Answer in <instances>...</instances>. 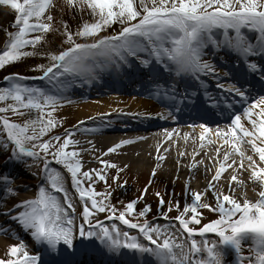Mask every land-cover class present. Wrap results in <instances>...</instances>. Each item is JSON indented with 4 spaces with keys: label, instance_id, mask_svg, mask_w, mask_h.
<instances>
[{
    "label": "snow or ice",
    "instance_id": "6c2138e0",
    "mask_svg": "<svg viewBox=\"0 0 264 264\" xmlns=\"http://www.w3.org/2000/svg\"><path fill=\"white\" fill-rule=\"evenodd\" d=\"M0 5L17 14L11 25L15 31L5 30L0 69L29 57L48 60L33 69L42 75L14 73L5 76L0 85V147L10 149V160L29 167H39L42 162L44 181L35 198L11 207L0 195V205L5 206L0 207V216L18 224L43 249L33 253L26 241L13 235L19 242L7 247L0 264H74L71 257L77 253V240L82 249H102L112 258L111 264H123L115 258L122 257L124 250L147 256L152 264H264V0H63L59 8L56 0H0ZM66 11L73 16L78 12L81 19L87 12L91 22L84 21L73 30L61 18V26L56 27V13ZM116 25L119 29L113 30ZM52 33L62 38L58 50L38 51L39 46L56 42L48 40ZM125 69L141 70L148 77L151 95L179 100L167 114L159 113L160 119L175 120L172 108L177 113L190 109L189 114L194 113L200 122L187 126L201 129V147L206 139L209 144L220 142L215 150L219 166L206 189L214 202H202L205 192L186 186L185 195L190 194L192 200L181 209L178 200L166 202L156 192L158 212L149 221L146 217L152 206L137 211V203L145 198L153 179L136 200L119 201L124 204L121 210L111 203L113 190L107 174V169L117 166L96 157L102 167L82 171L81 152L69 151L76 148L78 141L72 137L85 122L74 126L76 131L65 129L62 135H49L60 124L55 114L65 103L73 102L72 90ZM206 78L215 81L218 93L209 91ZM29 80L43 81L44 86H30ZM225 113L228 123L221 127L216 121L213 130L209 120L217 115L223 118ZM13 117L25 119L18 123ZM95 131L84 128L85 133ZM165 132L171 139L173 132ZM209 133L215 141L208 139ZM46 136L49 138L44 139ZM188 138L185 135L184 139ZM134 142L123 141L103 155ZM225 146L231 151L224 150L220 160ZM241 146L252 154L246 155ZM234 156L240 157L238 168L250 172V180L258 186V191L253 188L258 197L255 201L248 198L247 191H241L247 186L235 174L228 185L229 194L218 183L236 164ZM157 159L166 157L158 155ZM52 165L70 174L74 192ZM123 171L120 168L112 177L113 183ZM156 174L153 170L152 177ZM4 179L9 199L17 196L9 178ZM98 181L104 182V192L96 191ZM232 182L238 187L233 188ZM126 184L124 181L118 187ZM78 206L82 208L79 215ZM201 209L216 213L217 218L202 223ZM173 210L178 213L175 217L169 216ZM99 214H106V220L113 223L106 224ZM129 217L145 219L140 223ZM116 221L137 234L122 230ZM10 231L0 227V234ZM208 234L218 239L210 240ZM61 256L63 259L57 258Z\"/></svg>",
    "mask_w": 264,
    "mask_h": 264
},
{
    "label": "bare ground",
    "instance_id": "6f19581e",
    "mask_svg": "<svg viewBox=\"0 0 264 264\" xmlns=\"http://www.w3.org/2000/svg\"><path fill=\"white\" fill-rule=\"evenodd\" d=\"M101 78L94 81L90 86L85 85V88L90 89L91 86L95 85L101 88L103 83V78ZM105 91L107 90H102L103 93ZM114 92L119 95L111 94L107 99L100 98V100H89L87 97H90V92H86L85 94L78 92V95L71 97L72 103H65L64 107L61 108L64 113L63 115L70 122L73 121L70 130L76 131L74 126L78 125L80 121L85 122L80 130L76 131V135L72 137L73 140L78 141L76 148H69V151L76 150L81 152L84 164L82 171H89L100 166L101 162L96 157H100L103 161L115 164L116 166L123 163L133 164L137 173L141 174H144L150 166H154L161 173L173 175V179L183 184L184 188L188 186L192 191L205 192L202 202L205 200L210 203L214 202V198L211 197L206 189L209 181H211L212 176L215 174L216 168L219 166L216 163L217 155L215 150L220 142L209 144L206 139L204 147H201L199 139L201 129L187 126L189 123H197L199 118L194 113L190 115V109H188V112H186L187 109H184L179 113L175 111L177 113L175 120L171 118L166 120L160 119L158 114L162 113L163 108H168L170 106L169 103L171 105L172 103L179 104V100L172 101L163 96L157 98L151 95L150 90L145 87L138 92L143 96L142 98L140 96L139 98L127 97L123 95V92L116 89ZM211 93L213 94L212 91ZM95 95H98V93ZM147 96L151 98L148 99ZM180 107L183 108V105H180ZM167 112L163 113L167 114ZM217 116L209 120V126L213 130L217 127L216 121H219V126L221 127L225 123H228L224 122V118L220 119ZM113 122L121 124L116 126V128H109L107 125ZM84 128L96 129V131L94 133H85ZM165 130L173 132L171 139L167 138ZM185 135L189 137L187 140L184 139ZM208 139L215 141V137L211 133H209ZM123 141L135 142L124 144L115 153H110L107 156L103 155L109 148ZM157 149H159V152ZM165 149H168V151H165ZM224 150L231 151V149L225 146V149L221 151L220 160L223 158ZM241 150L245 151L246 155L252 154L244 146H241ZM181 152L186 153L184 156H181L184 160L178 156ZM196 153H199V155H196ZM158 155L164 156L166 159L158 160ZM255 158L258 160V157ZM233 159L236 160V164L222 175L218 183L223 186L225 193L229 194L228 185L231 182V176L235 174L247 186L245 189H241V191H247L248 198L254 201L258 197L253 188H256L258 191V186L254 185L250 180V172L238 168L240 157L234 156ZM228 163H231V160ZM206 169L211 170L206 171ZM232 186L233 188L238 187L234 182H232ZM15 187L18 195L12 199L0 193V195L4 196L7 207H11L13 204L25 199L35 198L37 194L34 190H28L29 188L25 183L16 184ZM235 195L239 198L240 191H237ZM186 201L189 202V199L182 200L183 205L180 203V206H184ZM0 207L5 206L0 205ZM0 227H3L5 230H11L10 234H0V256L5 254L9 245L19 242L12 238L13 235H19L24 241L37 249L38 252L43 251L42 248L34 244L18 224L7 216H0ZM77 246V253L73 256L74 263L98 264L99 258L102 255L108 257L102 249L85 250L79 247L80 243ZM134 256L141 259L138 260L139 263H134V260L130 261L131 257ZM120 259L117 261H122L125 264H152L151 258L147 256L141 257L140 254L125 250L124 255ZM106 263L110 264L111 260L106 261Z\"/></svg>",
    "mask_w": 264,
    "mask_h": 264
},
{
    "label": "rangeland",
    "instance_id": "374dc122",
    "mask_svg": "<svg viewBox=\"0 0 264 264\" xmlns=\"http://www.w3.org/2000/svg\"><path fill=\"white\" fill-rule=\"evenodd\" d=\"M57 7L59 8L63 4V0H56ZM16 13L13 14L12 10L10 7L0 5V48L3 47L4 42L6 40V31H15L14 28L11 27V25L15 21ZM74 17H78V20H76ZM63 18L65 21L69 22L73 28V30H76V28L82 24L84 21H89L91 22V18L87 14V12L84 13L83 19H81L80 14L77 12L75 16H73V13L71 11H66L65 13L61 14L59 12L56 13V27H60V20ZM75 19V20H74ZM71 21V22H70ZM119 25L114 26L113 30H118ZM55 39V43L52 44H43L39 46L38 51L42 52H48V51H56L59 48L60 45V40L62 39L58 33H52L48 36V40L52 41ZM31 50V49H28ZM48 60L41 58L40 56L37 57H29L21 60L20 62L16 63L15 65L11 66H6L4 69H0V85H3L4 83V77L18 73L22 76H27V77H36L42 75V72L40 71H34L38 65L40 64H47ZM137 69H125L122 72V74H127L131 75L134 74ZM118 77V73H106L103 76L105 78L107 76H115ZM101 76V77H103ZM214 81V80H213ZM215 82V81H214ZM27 83L30 86H35V87H43L44 82L39 81V80H29ZM209 83H207L208 86ZM77 91V92H76ZM79 93H86L90 92L91 95L90 97H87L89 100H100V98H105L107 99L111 94L109 93H99L98 95H95L97 93L96 89L94 87H90V89L85 88V85L83 87H78L75 88L70 92V96H76ZM117 93H113L115 95ZM119 95V94H117ZM123 95L130 97V98H139L141 95L134 93L133 91L126 92ZM168 110H166L167 112ZM64 113L62 112L61 109L58 110V112L55 114L56 119L60 121V124L52 130V132L49 134L50 136L53 135H62L65 132V129H69L71 125L73 124V121L70 122L69 119L63 115ZM15 122L18 123H23L24 117H13ZM228 122V120L226 121ZM121 123H110L107 125L109 128H115ZM49 137H45L44 139H48ZM10 156V149L9 150H4L2 147H0V193L4 194L6 197H8L7 192L5 191V184L7 183L5 181V177L9 178V181L11 182V187L16 190L15 185L19 183H25L28 186V190L35 191L36 193L38 192V188L40 186H43L44 181L42 180V171L41 169L43 168V163L41 162L39 167H29L25 165L24 163H18L15 160H10L11 166H13V169L10 168V162H9V157ZM179 158H181L180 155H178ZM184 160L183 158H181ZM172 160V159H171ZM176 160V159H175ZM174 160V161H175ZM180 161V159H179ZM29 164H31V160L29 159ZM53 167H56L58 170L62 172V174L65 176V186L69 188L70 192H74L73 189H71V178L70 174L66 172V170L62 169L61 166L58 165H52ZM102 165L97 166L93 169H100ZM120 168H123L124 171L119 173V181L117 183H113L112 177L116 176L118 170ZM153 170L156 171V176L155 178L152 177V172ZM159 169H155L154 166H150L147 171H145L144 174L137 173L135 167L133 164L129 163H123L122 165H118L116 168H111L107 169V174H108V184L111 185V188L113 190V195L111 198V203L116 205L119 209H123L124 204H126L129 201L136 200L141 191L148 186L149 180H153L154 182L152 185L149 187V191L145 198L143 200H139L137 203V211L142 210L146 205H151L152 206V213H150L146 219L149 221H153V215L157 214L158 212V199L155 195L156 192H160L161 195L165 198V201L167 202L169 199L176 201L178 200L182 204V200L184 199H189V203L192 200L191 195L189 194L186 196L185 195V188L183 184H180L179 181H175L173 179V175H168L166 173H161ZM231 174V173H230ZM20 177V178H17ZM124 181H127V184L125 185L124 188L118 187V184L124 183ZM85 187H87V184H85ZM96 191L98 192H104L105 191V184L103 181H98L94 185ZM227 194V193H225ZM14 198V197H12ZM11 198V199H12ZM76 199L78 200V195L76 196ZM256 200V199H255ZM254 200V201H255ZM119 201H123L124 204L119 203ZM183 205V204H182ZM167 203L165 204V210L167 209ZM181 209L183 206H180ZM82 208L80 206L77 207V215L81 212ZM203 214V220L202 223H207L212 220H215L217 218V214L214 212H211L207 209H201L200 210ZM178 213L173 210L171 213H169V216L175 217ZM106 214H99V219L105 221L106 224H111L113 221H107L106 220ZM129 219H133L132 217H129ZM145 218H140L139 221H136L133 219V222H140L143 223V220ZM163 223V221H160ZM117 225L122 229V230H128L131 234H137L135 230H129L126 229L125 226L120 225L119 221H116ZM186 235V234H185ZM208 238L211 239H218L215 237L214 234H208ZM199 239V238H198ZM79 241V240H78ZM77 243V241H76ZM30 245V244H29ZM30 251L34 250L33 253L37 252V249L33 248L32 245H30ZM247 248V247H246ZM247 251V250H245ZM228 259L231 261L232 256L230 255Z\"/></svg>",
    "mask_w": 264,
    "mask_h": 264
},
{
    "label": "trees",
    "instance_id": "16d2710c",
    "mask_svg": "<svg viewBox=\"0 0 264 264\" xmlns=\"http://www.w3.org/2000/svg\"><path fill=\"white\" fill-rule=\"evenodd\" d=\"M12 10V12H13V14H15V11L13 10V9H11ZM76 20H78V17H74ZM74 19V20H75ZM71 22V21H70Z\"/></svg>",
    "mask_w": 264,
    "mask_h": 264
}]
</instances>
